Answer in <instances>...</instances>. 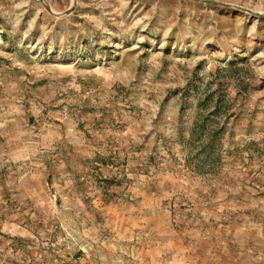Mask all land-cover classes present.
<instances>
[{"label": "rangeland", "instance_id": "obj_1", "mask_svg": "<svg viewBox=\"0 0 264 264\" xmlns=\"http://www.w3.org/2000/svg\"><path fill=\"white\" fill-rule=\"evenodd\" d=\"M0 264H264V0H0Z\"/></svg>", "mask_w": 264, "mask_h": 264}]
</instances>
